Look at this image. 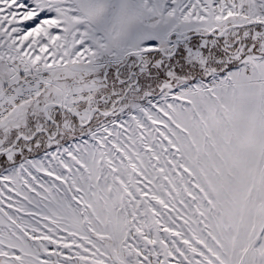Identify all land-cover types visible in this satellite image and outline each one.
<instances>
[{
  "label": "snow or ice",
  "instance_id": "obj_1",
  "mask_svg": "<svg viewBox=\"0 0 264 264\" xmlns=\"http://www.w3.org/2000/svg\"><path fill=\"white\" fill-rule=\"evenodd\" d=\"M0 264H264V0H0Z\"/></svg>",
  "mask_w": 264,
  "mask_h": 264
}]
</instances>
